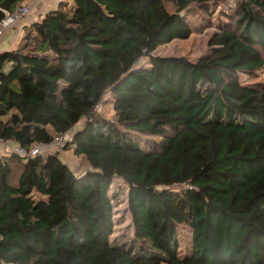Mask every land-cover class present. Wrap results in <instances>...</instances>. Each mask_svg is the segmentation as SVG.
<instances>
[{
  "label": "trees",
  "instance_id": "obj_1",
  "mask_svg": "<svg viewBox=\"0 0 264 264\" xmlns=\"http://www.w3.org/2000/svg\"><path fill=\"white\" fill-rule=\"evenodd\" d=\"M226 1L62 0L0 50V141L67 137L0 156V264H264V82L240 81L264 71V0L228 12L224 53L156 54ZM29 2L0 0V23Z\"/></svg>",
  "mask_w": 264,
  "mask_h": 264
},
{
  "label": "rangeland",
  "instance_id": "obj_2",
  "mask_svg": "<svg viewBox=\"0 0 264 264\" xmlns=\"http://www.w3.org/2000/svg\"><path fill=\"white\" fill-rule=\"evenodd\" d=\"M239 0H227L221 5L215 6L210 13H199L193 18V22L199 27L188 39H175L171 43L160 46L156 54L160 56H186L193 61L214 57L226 51L231 33L222 27L227 21L228 12L238 14ZM202 23L200 26L199 24ZM240 81L244 85L262 84L264 82V71L256 74H241ZM232 90L240 92L241 89L233 87ZM102 112L108 118L113 117V110L110 106L104 107ZM45 152H54L55 149L44 150ZM61 158L67 160L76 169L82 172L88 168V165L81 157H76L71 152L61 151ZM111 194L115 204V233L114 238L122 239L133 235L131 224V215L128 209V187L121 181L115 182L111 186ZM183 237L186 238V231H183ZM188 252L181 250L180 257H186ZM167 264V263H164Z\"/></svg>",
  "mask_w": 264,
  "mask_h": 264
},
{
  "label": "crops",
  "instance_id": "obj_3",
  "mask_svg": "<svg viewBox=\"0 0 264 264\" xmlns=\"http://www.w3.org/2000/svg\"><path fill=\"white\" fill-rule=\"evenodd\" d=\"M27 4H31L32 13L18 22L12 29L6 30L0 43V50L11 47L22 36L26 26L39 19L44 12L55 8L58 2L57 0H30ZM13 146H15L13 143H4L0 141V156L9 153Z\"/></svg>",
  "mask_w": 264,
  "mask_h": 264
},
{
  "label": "built area",
  "instance_id": "obj_4",
  "mask_svg": "<svg viewBox=\"0 0 264 264\" xmlns=\"http://www.w3.org/2000/svg\"><path fill=\"white\" fill-rule=\"evenodd\" d=\"M60 1L62 0H57V2ZM31 13H32V6L31 4H27V3L19 5L14 12L8 13L0 23V43L6 30L15 27L18 24V22L22 21ZM66 141H67V137L62 135V136H58L53 144L36 146L30 152L20 146H13L11 148V151L17 152L20 155H36L40 153L42 150H47L49 148L55 149L57 146L64 144Z\"/></svg>",
  "mask_w": 264,
  "mask_h": 264
}]
</instances>
